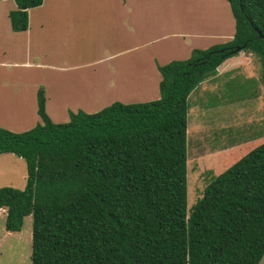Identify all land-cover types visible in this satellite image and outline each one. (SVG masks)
<instances>
[{
	"label": "trees",
	"instance_id": "16d2710c",
	"mask_svg": "<svg viewBox=\"0 0 264 264\" xmlns=\"http://www.w3.org/2000/svg\"><path fill=\"white\" fill-rule=\"evenodd\" d=\"M12 29L29 27L43 0H15ZM234 37L189 59L159 65L161 96L71 111H47L16 132L0 126V153L27 161V186L0 187L6 228L33 215L32 264H260L264 256V143L237 159L188 200V115L192 92L241 51L264 68V0H227Z\"/></svg>",
	"mask_w": 264,
	"mask_h": 264
},
{
	"label": "rangeland",
	"instance_id": "374dc122",
	"mask_svg": "<svg viewBox=\"0 0 264 264\" xmlns=\"http://www.w3.org/2000/svg\"><path fill=\"white\" fill-rule=\"evenodd\" d=\"M145 1L140 0L142 4H145ZM171 1H152L155 2V6L159 5L167 11L155 12L153 23H147L149 27H142L145 34L141 35V39L145 38L147 33L154 34L156 40L159 35L166 32L171 33L172 29L176 27L175 22L178 19L183 22L180 16L182 15L186 19V16L189 15L185 12L188 7L195 9L203 6L202 15L197 20L203 19L204 14L211 13L210 15L216 17L217 20L219 18L223 20L226 27L230 22L235 25L227 0H219L220 4L213 8L206 7L213 0H174L176 4L179 3L178 12L175 15L171 14L169 8ZM225 9L229 12L228 15L227 12L224 13ZM178 14L180 15L176 16ZM193 17L196 18L195 12ZM231 31L230 29L227 32ZM171 39L176 42L178 38L173 36ZM111 44L117 43L111 42ZM86 47H88L87 52H85ZM98 48L97 37H86V42L78 50H81L78 55L81 57L83 54L85 60L93 61L92 58ZM163 48L166 50V47ZM172 52L174 55L164 59L165 63H169L174 57L186 55L183 51L179 53L176 48ZM15 56L17 54H10V58L7 60H15ZM247 56L249 59L246 58L245 66L241 61V66L238 63L228 68L227 72L230 74L224 72L221 77H214L215 79L213 76L212 78L207 77L190 96L188 115L189 206H192L203 196L204 189L219 173L227 169L237 159L245 156L250 149L264 143V68L254 52L248 53ZM232 59L233 57L228 61H232ZM7 66H0V126L22 132L42 123L38 113V92L41 87L45 88V84L37 81L45 75L29 65L27 68H24V65L16 68ZM9 68H12L13 75H7ZM128 77L131 81L146 80L149 89L152 88L153 79H155V76L151 74ZM124 78L125 76L122 75L105 74L104 69L103 74L97 72V75L90 71H86L84 74L54 75L52 85L50 84L51 90L46 91L49 95L51 111L49 112L54 114L57 109L65 110L68 118L65 119L63 116L52 118L56 122H68L71 120V111L78 112L80 109L86 112H91L92 109L99 111L114 101L127 103L151 101L161 96L160 87L154 95V97L160 95L158 98H153L151 96L153 94L145 96L147 98L135 95L139 91L124 97L110 93L113 89L111 87L119 86ZM65 79L66 81H64ZM78 85L80 88L77 87ZM94 85L100 86L104 92L92 100L88 97L90 94L86 93L84 89H90ZM60 98L68 104L59 105ZM97 98L99 102L96 101ZM27 173L28 165L25 158L11 152L0 153V187L13 186L24 189L27 186ZM6 210V208H0V264H32L33 215L25 217L21 231H8ZM260 264H264V256Z\"/></svg>",
	"mask_w": 264,
	"mask_h": 264
},
{
	"label": "crops",
	"instance_id": "0c3cea01",
	"mask_svg": "<svg viewBox=\"0 0 264 264\" xmlns=\"http://www.w3.org/2000/svg\"><path fill=\"white\" fill-rule=\"evenodd\" d=\"M152 1L146 0V3L142 4L140 0H43L41 5L28 10V29L14 31L10 13L17 9L18 4L15 0H0V66L10 65L16 68L24 65L23 67L27 68L29 65L35 67L38 72L45 75L37 82L44 83L46 91L51 90L50 84L52 85L54 75L84 74L86 71L97 75V72L103 74L104 69L105 74L127 75L119 86L111 87L113 89L110 93L129 91V94H132L145 91V94L135 95L147 98L145 96L148 95L147 92H150L153 98H158L160 95L158 97L154 95L159 90V79L162 76L159 65L166 64L164 59L174 55L172 51L175 48L179 53L183 51L186 55L174 57V60L189 59L195 48L206 49L231 40L234 37L236 26L230 22L226 27L223 20L220 18L217 20L216 17L210 15L211 13H206L203 19L197 20L202 15L203 6L195 9L188 7L185 12L189 15L186 19L180 16L183 22L177 18L176 27L171 33L166 32L159 35L157 40L154 34L147 33L146 37L141 39V35L145 34L142 27H149L147 23H153L155 12L167 11L159 5L155 6V2ZM211 4L206 7L213 8L220 3L219 0H213ZM169 5L171 14H177L179 3L176 4L172 0ZM194 12L196 18L193 17ZM225 12L228 15L229 12L226 9ZM230 29L233 32H227ZM173 36L178 38L176 42L171 39ZM86 37H97L99 40V48L94 53L93 61L85 60L81 53L82 58L78 55L81 51L78 50L86 42ZM110 41L117 44H111ZM163 47H166V50ZM87 51L88 47L85 52ZM241 53L245 52L242 51L233 56L232 61H228L232 57L224 61L213 78L221 77L224 72L228 73L229 67L241 61L245 66L246 58L249 59V57L245 53L242 55L245 58L242 59ZM10 54H17L15 60H7ZM148 66L152 67L149 69ZM12 73V68H9L7 75H13ZM149 74L155 76L150 89L147 88L149 84L146 80L140 78L141 80L131 81L128 77L148 76ZM46 96L47 111L50 113L47 92ZM117 96L128 95L117 94ZM58 103L59 105L68 104L62 98L58 100ZM96 111L97 109L91 110V112ZM57 112L50 113L51 118L61 116L68 118L67 111L59 109Z\"/></svg>",
	"mask_w": 264,
	"mask_h": 264
},
{
	"label": "bare ground",
	"instance_id": "6f19581e",
	"mask_svg": "<svg viewBox=\"0 0 264 264\" xmlns=\"http://www.w3.org/2000/svg\"><path fill=\"white\" fill-rule=\"evenodd\" d=\"M149 67H152V66H148V68ZM150 69V68H149ZM152 70H154L153 68H152ZM100 74H102V73H100ZM122 76H125V78L127 77V75H122ZM154 80V79H153ZM124 82V81H123ZM125 83V82H124ZM154 83V82H153ZM90 84V83H89ZM109 84V83H108ZM108 84H106L108 87H109V85ZM80 85H82L81 83H80ZM90 85H92V84H90ZM85 86V85H84ZM83 86V87H84ZM78 88H80L79 87V85L77 86ZM82 87V88H83ZM81 88V89H82ZM110 88V87H109ZM108 88V89H109ZM104 89V88H103ZM107 89V88H106ZM107 89V90H108ZM13 90V89H12ZM16 91H18V90H16ZM84 91H86V93H89L90 95L88 96L89 98H91L92 100H95V98L96 97H99V95H102V93L104 92L102 89H101V87L100 86H93L92 88H90V89H84ZM75 92V91H74ZM13 93V92H12ZM126 94V95H130L129 93V91H116L114 94ZM146 92L145 91H139L137 94L139 95V94H145ZM117 94H116V96H117ZM147 94H150V92L148 93L147 92ZM22 95V94H21ZM87 96V95H86ZM104 96V95H103ZM113 96V95H112ZM111 98V97H110ZM98 100V98L96 99V101ZM100 100V99H99ZM27 101V100H26ZM25 102V101H24ZM97 102H99V101H97ZM90 106V105H89ZM88 107V106H87ZM94 107H97V106H94ZM58 110V109H57Z\"/></svg>",
	"mask_w": 264,
	"mask_h": 264
}]
</instances>
